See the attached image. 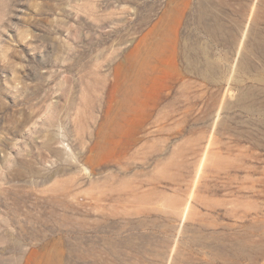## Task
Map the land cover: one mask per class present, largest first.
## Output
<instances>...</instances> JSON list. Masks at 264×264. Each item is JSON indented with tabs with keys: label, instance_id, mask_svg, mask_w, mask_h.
<instances>
[{
	"label": "rangeland",
	"instance_id": "374dc122",
	"mask_svg": "<svg viewBox=\"0 0 264 264\" xmlns=\"http://www.w3.org/2000/svg\"><path fill=\"white\" fill-rule=\"evenodd\" d=\"M257 78L264 0H0V264H264Z\"/></svg>",
	"mask_w": 264,
	"mask_h": 264
},
{
	"label": "bare ground",
	"instance_id": "6f19581e",
	"mask_svg": "<svg viewBox=\"0 0 264 264\" xmlns=\"http://www.w3.org/2000/svg\"><path fill=\"white\" fill-rule=\"evenodd\" d=\"M203 8V6L201 5L200 6V9H202ZM201 15H203V12L202 11H200V16ZM209 31H211L212 33H214V30H210V29H208ZM243 37H244V34H243V36H242V40H243ZM242 43V42H241ZM240 48V47H239ZM241 49V48H240ZM242 49H244L243 47H242ZM240 51V50H239ZM244 57H246V56H244ZM244 62V61H243ZM210 62H208V64H207V66L208 67H210L211 68V66H210ZM240 65H239V69L242 71L243 69H244V65L242 64V63H239ZM215 68H213V70H214ZM211 70H212V68H211ZM249 70V69H248ZM256 82H258L259 84H261V85H263L264 86V78L263 79H261V78H257L256 80H255ZM249 93V92H248ZM253 94V93H252ZM242 97V96H241ZM252 97H253V95H252ZM255 97V96H254ZM245 99V98H244ZM251 100V99H250ZM254 102V101H253ZM252 102V103H253ZM246 105V104H245ZM250 105V104H249ZM243 109V108H242ZM261 109V108H260ZM245 111H247L248 113H251V114H253L254 113V111L252 110V109H248V108H245L244 109ZM255 114V113H254Z\"/></svg>",
	"mask_w": 264,
	"mask_h": 264
}]
</instances>
